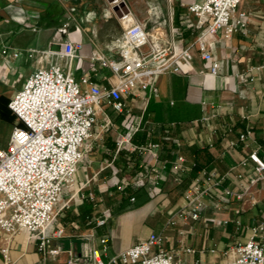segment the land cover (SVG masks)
<instances>
[{
  "label": "crops",
  "instance_id": "1",
  "mask_svg": "<svg viewBox=\"0 0 264 264\" xmlns=\"http://www.w3.org/2000/svg\"><path fill=\"white\" fill-rule=\"evenodd\" d=\"M127 1L154 41L190 57L177 61L178 72L159 76L157 93L138 90L128 97L124 114L114 112V119L110 114L111 125L98 123L93 148L81 161L74 186L64 192L62 203L69 206L47 230L51 235L64 229L62 238L50 241L49 248L59 249V254L45 259L38 240L23 230L13 238V264L64 263L86 247L101 251L102 238L109 240L111 256L152 232H162L140 224L152 209L171 212L181 207L185 191L203 168L228 176L199 220L181 221L179 229L167 233V247L181 250L180 264H230L234 257L230 249L248 240L251 228L264 222V178L249 186L247 180L256 176L254 163L238 165L259 146L264 152V1L242 3L241 9L249 14L248 27L229 38L223 32L203 35L196 27L190 6L199 0ZM150 6H155L156 16ZM125 29L109 0H0V123L11 134L17 121L5 117L3 110L37 68L53 62L66 66V59L55 54L64 41L84 44L74 60L77 79L89 74L108 84L110 69L90 57L98 52L118 58L117 45ZM199 40L220 60L219 75L207 68ZM133 126L138 128L134 133ZM247 130L255 141L238 140ZM232 141L237 144L231 146ZM153 145L159 146L157 160ZM179 156L186 161L175 168ZM225 187L236 191L249 187L257 203L229 198ZM126 196L134 202L129 204ZM260 238L264 240V232ZM185 247L196 252H183Z\"/></svg>",
  "mask_w": 264,
  "mask_h": 264
},
{
  "label": "built area",
  "instance_id": "2",
  "mask_svg": "<svg viewBox=\"0 0 264 264\" xmlns=\"http://www.w3.org/2000/svg\"><path fill=\"white\" fill-rule=\"evenodd\" d=\"M244 1L199 0L190 6V12L203 35L223 32L229 38L248 27L249 14L241 9ZM109 5L126 24L124 38L117 45L119 57L108 59L98 52L90 57L92 62L110 69L108 84L93 80L89 74L77 79L73 65L84 44L64 41L55 54L66 59V66L53 62L37 68L9 101L17 123L7 144L0 147V249L4 264H13L10 257L13 238L23 230L38 240L45 259L49 254H59V249L49 246L52 238L63 237L64 229L59 228L51 235L47 230L69 206V202L62 203L64 192L74 186L79 165L93 148L91 139L100 116L107 128L113 123L109 109L124 114L128 97L138 90L157 93L159 76L178 72L177 61L183 56L190 57L187 52L154 41L147 25L134 17L127 0H109ZM198 45L210 73L219 75L220 60L204 40H199ZM240 77L246 80L243 74ZM132 128L133 133L138 130ZM249 139L255 141L251 130L242 133L238 140ZM236 144L237 141L231 142V146ZM158 147L152 148L154 160L158 159ZM260 149L259 146L238 164L245 165L249 160L254 163L256 176L247 180L249 186L264 178V152ZM185 161L184 156H179L174 167L180 168ZM227 176L214 169H201L199 178L185 191L180 211L170 218L169 224L175 226L178 221L187 224L189 218L199 220L214 202L215 190L223 186ZM224 194L244 204L257 203L249 187L240 191L225 187ZM104 223L102 220L100 224ZM237 224L240 226L241 222ZM263 232L264 222L253 226L248 240L230 249L234 254L230 264H264V240L260 238ZM88 235L93 237L94 233ZM168 239L164 231L152 232L133 246L108 256L109 240L102 238L101 251L86 247L79 256L57 264H180L181 250L168 248ZM183 252L196 250L185 247Z\"/></svg>",
  "mask_w": 264,
  "mask_h": 264
},
{
  "label": "rangeland",
  "instance_id": "3",
  "mask_svg": "<svg viewBox=\"0 0 264 264\" xmlns=\"http://www.w3.org/2000/svg\"><path fill=\"white\" fill-rule=\"evenodd\" d=\"M149 8L151 9V13L155 15L156 14L155 6L153 7L150 6ZM74 73L76 75L75 70ZM8 107H9V103H8ZM108 112L111 115H113V119H114L115 117L114 111L109 109ZM15 121H17V119H15ZM103 122L104 120H101L99 121V124H102ZM9 136H10L9 128L5 126L3 123H0V147L7 143ZM129 199H131V197L126 196V200L128 201L129 204L134 202L133 200L129 202ZM180 209L181 207H178L175 211H171V212H168V209H162L161 211L152 209L150 217L147 218L146 221L141 223L140 227H143L144 229H146V227H149L150 229H155L157 231H164L165 234L172 233L176 227H178V229L180 228L181 221H178L177 225L171 226L169 224V220L174 214L178 213ZM189 220L191 219L189 218ZM87 264H91V263H87Z\"/></svg>",
  "mask_w": 264,
  "mask_h": 264
},
{
  "label": "trees",
  "instance_id": "4",
  "mask_svg": "<svg viewBox=\"0 0 264 264\" xmlns=\"http://www.w3.org/2000/svg\"><path fill=\"white\" fill-rule=\"evenodd\" d=\"M3 115H5V117H7L9 119H12L13 121H15V119H16V116L12 113V111L8 107V104H7L6 108H4V110H3Z\"/></svg>",
  "mask_w": 264,
  "mask_h": 264
},
{
  "label": "water",
  "instance_id": "5",
  "mask_svg": "<svg viewBox=\"0 0 264 264\" xmlns=\"http://www.w3.org/2000/svg\"><path fill=\"white\" fill-rule=\"evenodd\" d=\"M116 10H117V8H116Z\"/></svg>",
  "mask_w": 264,
  "mask_h": 264
}]
</instances>
